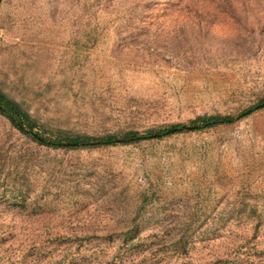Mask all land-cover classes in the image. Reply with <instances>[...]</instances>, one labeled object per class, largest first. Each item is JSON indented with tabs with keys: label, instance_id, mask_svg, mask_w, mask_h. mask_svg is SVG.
<instances>
[{
	"label": "rangeland",
	"instance_id": "obj_1",
	"mask_svg": "<svg viewBox=\"0 0 264 264\" xmlns=\"http://www.w3.org/2000/svg\"><path fill=\"white\" fill-rule=\"evenodd\" d=\"M0 89L53 136L237 115L264 98V0H1ZM0 264H264V107L75 150L0 115Z\"/></svg>",
	"mask_w": 264,
	"mask_h": 264
},
{
	"label": "trees",
	"instance_id": "obj_2",
	"mask_svg": "<svg viewBox=\"0 0 264 264\" xmlns=\"http://www.w3.org/2000/svg\"><path fill=\"white\" fill-rule=\"evenodd\" d=\"M1 2V0H0ZM260 104L264 103V98L260 99ZM259 104V105H260ZM258 108V105L250 107L249 109L242 111L241 113L234 115L228 114L226 116H209V117H197L189 121V126L175 124L166 126L159 129H149L145 132L146 135H142L137 131H128L121 133L120 135H104V136H88V135H77V136H53L44 135L38 132L37 123L30 116V114L25 111V109L15 100H12L0 89V115L6 118L11 126L16 129L22 135L30 138L32 141L39 145H43L52 149H95V148H105L113 147L118 144H133L138 143L143 140H147L149 137L156 135V138H161L162 136H168L166 132L170 129H177L173 134L182 133L185 130H203L209 126L215 125H231L238 121L239 118L245 117L251 114L252 110ZM184 128V129H180ZM192 128V129H188ZM25 191L22 189L18 190V193L22 195ZM139 224L135 221L132 225L122 233V241H133L137 234L139 233ZM177 244L184 248V240H180Z\"/></svg>",
	"mask_w": 264,
	"mask_h": 264
},
{
	"label": "water",
	"instance_id": "obj_3",
	"mask_svg": "<svg viewBox=\"0 0 264 264\" xmlns=\"http://www.w3.org/2000/svg\"><path fill=\"white\" fill-rule=\"evenodd\" d=\"M260 107H264V103H262V104H260L259 106H258V108H260ZM210 124H207L206 126H209ZM181 130L182 129H184V128H180ZM188 129H192V128H188ZM177 131V129H170V130H168L167 132H166V134L167 135H170V134H173V133H175ZM150 138H156V135H154V136H151Z\"/></svg>",
	"mask_w": 264,
	"mask_h": 264
}]
</instances>
